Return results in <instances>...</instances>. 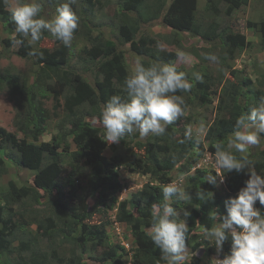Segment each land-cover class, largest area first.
<instances>
[{"label":"trees","instance_id":"trees-1","mask_svg":"<svg viewBox=\"0 0 264 264\" xmlns=\"http://www.w3.org/2000/svg\"><path fill=\"white\" fill-rule=\"evenodd\" d=\"M7 1L0 0V15L2 17L9 13ZM159 1L162 4L157 10L158 13L151 17L155 20L158 19L160 25L173 31L180 29L194 30L198 0ZM206 1L211 5L212 12H219V7L214 5L216 0ZM217 1L224 3L227 14H231L234 10L250 3V0ZM144 2L145 0H126L121 8L120 33L125 42L130 43L134 53L141 57L147 55L153 57L152 54H149L150 49L147 47V44L152 43V41L146 35L139 39L137 37L138 32H143L142 25L147 22L139 16V8ZM151 17L148 21H151ZM248 26L260 27L259 31L263 36L264 43V21L260 24L248 22ZM9 27L15 31L16 25L13 20L9 21ZM88 31L90 33L91 29H88ZM48 35L50 33L45 31L42 39ZM219 38L224 40V46L230 44L235 48L246 45L245 36L235 34L229 28L224 29L219 34ZM17 39H23V37L18 33L12 39H5L0 35V45L9 47ZM33 48L43 53V58L34 57L38 66L36 72L38 79H41V75L45 72H48L47 74L50 72L61 73L59 80L54 84L48 83L46 89L53 93L57 106L60 98H64L65 108L71 118L78 116L80 108L85 105L90 107V111L87 113L101 118L103 108L108 100L113 95H119L120 91H117L115 81L124 84L128 77L125 67V54L123 51H117L112 40L97 37L94 39L93 46L89 51V55L93 60L100 59L97 68L99 73L102 74L103 83L99 88L91 85L86 77L73 70L64 71L62 74V66L68 63L67 47L62 46L57 49L38 48L33 47L27 39H24V43L20 44L17 50V55L22 58L33 57L28 55ZM166 58L175 59L177 54L163 52L158 61L166 60ZM153 62L156 61L143 59L142 63L145 66H150ZM38 79L28 88L26 79L22 80L17 74H12L8 70L0 72V92L5 88H11L12 93L19 96L27 107L26 115L15 122L17 130L23 134V138L19 139L11 132H7L5 137H0V153L4 152V155L2 154L3 156L0 157V177L7 173L10 166L17 164L22 168L35 172L34 177L21 186L14 181H10L8 184L9 191L0 199V224L2 225L0 228V255L3 252L12 254L15 251L27 254L29 262L19 261V264H53V259H57L55 262L59 261L60 264H88L84 255L97 250L100 241L107 237L104 224L100 226L92 225L88 223V220L92 218L94 211L102 208L101 206L104 203L114 202L116 194L122 190L117 169L127 166L137 173L151 175L163 186L171 184L173 179L170 174L174 170L188 173L207 150L205 144L208 145V150L213 153H215L218 143L222 144L225 150H229L228 143L237 117L249 111L247 107L242 105L240 100L243 88L233 85L227 98H223V103L227 106L228 117L216 120L209 127L204 141L194 136L187 139L184 128L176 129L179 124L177 120L169 126L167 133L163 136L149 135L144 142L138 139L136 146L144 149L142 157L136 158V153L130 147L129 141L122 139L121 142L131 148L129 149L130 157L118 155L110 160L102 153L106 144L102 139L101 128L94 126L91 119L86 122L82 120L73 121L70 125V132L73 142L79 148V150L71 152L73 163L80 165L89 158L95 159V162L92 164L90 171L91 188L89 195L86 197L83 195L77 196L73 192L71 197H78L80 203L71 206L62 192L64 161L63 155L59 151L63 148L64 152H69V144L63 145L65 139L58 137V135H51L50 141H39L41 137L47 135L46 125L49 114L48 111L36 107V95L30 89L38 86ZM209 82H198L197 87L208 90ZM249 95H251V91L244 92V98H248ZM120 96L127 97L123 93ZM178 133L180 135L177 138ZM263 145L264 140L257 145L256 151L249 155L247 159L253 162L255 158L263 155ZM234 152L236 151L234 150ZM255 164L258 169L264 167L263 164L260 165L257 162ZM74 173L75 169H72L69 175L73 176ZM204 177V172L198 170L196 175L191 177L190 185L185 189L194 197L191 202L183 203L187 204L186 207L192 205V208L188 211L190 216L187 218L189 233L196 234V230L200 227L205 229L215 227L216 220L211 216V213L217 216L226 214L224 201L236 197L239 190L244 186L245 180L248 179L243 173L237 174L233 171L229 173L226 180L228 191L225 193L214 191L212 192L214 193L212 199L203 201L195 199V192L202 189L207 194L212 190L210 183L204 180ZM163 186L147 185L136 193L131 200L123 201L119 205V221L131 227L135 241L143 246L134 254L132 264H164V261L160 259V250L153 244L147 234V230L151 225L152 204L164 202ZM1 200L5 203H2ZM178 203L173 201V207L177 208ZM16 204L19 205L20 210L14 209ZM45 208H48L49 213L39 214L41 210L45 212ZM79 210H81V213H79ZM25 225H36L37 233H32L26 241L21 239L18 247L13 246L14 233L20 231ZM54 228L56 232L50 233V230ZM41 235L48 238L50 243H53L52 240L56 236H63V240L70 242L72 245L70 257L64 261L57 255L53 256L51 254L52 257L49 260L51 263H48L47 259L50 253L42 252L38 248ZM202 245L207 253L215 254V245L212 247L208 246L207 243H202ZM230 248L231 237L229 236V240L223 247L225 255L230 253ZM78 251L80 252L78 253ZM127 254L128 252L123 246L115 245L106 247L98 256L92 255L90 259L95 261L96 264H124V257ZM199 260L200 258L194 257L192 264H198Z\"/></svg>","mask_w":264,"mask_h":264},{"label":"rangeland","instance_id":"rangeland-1","mask_svg":"<svg viewBox=\"0 0 264 264\" xmlns=\"http://www.w3.org/2000/svg\"><path fill=\"white\" fill-rule=\"evenodd\" d=\"M21 2L22 0H8L7 9L9 13L4 17L0 15V35L5 39H12L17 36V33L9 27V21L12 20V11ZM23 2H31V0H23ZM38 2L41 3L43 7L42 16L46 19H51L56 15L57 7L68 2V0H38ZM125 2L126 0H77L75 4L71 5L73 11L76 12L79 17V26L74 33L71 47H67L68 63L62 66V74L64 71L73 70L86 77L94 87L99 88L102 86L103 77L97 68L100 59L93 60L89 55L94 39L97 37L112 40L117 51L124 52L125 67L128 76L134 69L135 62L138 59L141 60V62H143V59H146L155 60L156 62L153 63L175 64L177 70L184 72L188 81L193 84L190 92L177 93V95H182L184 97L188 108L186 115L178 120L179 126L177 125L176 129L184 128L187 131L191 128L193 133L192 136L202 141L205 140L209 127L212 126L216 120L228 117L227 106L223 103V98H227L233 85L243 88L240 94V100L242 105L249 110L251 107L256 106L258 100L264 96L263 36L259 31L260 27L248 26V22L260 24L264 21V0H250L247 6L234 10L231 14L226 13L225 5L220 1L216 0L214 3V5L219 7V12L215 13L212 12L211 5H209L206 0H198L195 19L196 26L193 28V31L181 29L173 31L160 25L158 23L159 20H155L152 17L158 13L157 10L162 3L159 0H145L139 8V16L147 22L142 25L143 32H138L137 37L139 39L143 35H146L148 39L152 41V43L147 44V47L150 49L149 54H152L153 57L149 55L141 57L134 53L130 43H126L124 37L121 35L120 15L122 13L121 8ZM149 17H151V21L149 20L150 22L148 21ZM226 28L231 29L235 34L244 35L246 38V45L235 48L230 46V44L224 46V40L219 38V34ZM88 29H91L90 33ZM157 43L164 45L162 50L157 48ZM19 46L20 44L17 45L15 43L9 47L0 45V72L8 70L12 74H17L20 79H26L28 81L27 87L29 88L30 85L38 79L36 76L38 66L36 64V58H22L17 55ZM32 46L44 49H57L64 45L50 34ZM181 51L187 54L186 61L178 60L177 58H166V60L158 61V58H161V53L163 52L178 54ZM202 53L216 54L220 59V63H211L204 59ZM47 73L48 72H45L41 75L42 78L38 79V86L30 88L36 95V107L48 111L49 114V120L46 125L48 130L47 135L41 137L39 141H50L51 135H58V137L65 139L63 145L69 144V152H64L63 148L59 150L63 155L64 161L61 183L62 192L64 193V198L71 206L73 204L78 205L80 199L78 197L72 198L71 194L74 192L77 196L83 195L84 197L89 195L91 188L90 171L95 159L89 158L80 165L73 163L71 152L77 151L79 148L73 142L70 125L75 120L86 122L91 119L94 126L101 128L103 141L105 130L102 126L100 117L87 113L90 111L88 105L82 106L79 115L75 118L68 116V110L65 108L66 105L63 97L60 98V102L57 106L53 93L47 91L46 85L48 83L54 84L58 81L61 73ZM197 74L203 77V81L209 82L210 80V86H207L209 87L208 90L197 87V83L200 82L196 79ZM115 87L117 91H120L119 95L122 93L127 95L125 84H120L115 81ZM245 91H251V95H249L248 98H244ZM24 96L26 97V95ZM231 103H229V105H231ZM26 113V103L22 101L19 96L12 93L11 88L8 87L1 91L0 137H5L7 132H11L19 139H22L23 134L17 130L15 122L22 119ZM201 126H203V132L200 131ZM179 135L178 133L177 138ZM138 139H140L141 142L145 141V138H140L139 132H134L123 138V140L129 141L130 147L136 153V158L144 155V149L136 146ZM104 142L106 147L102 153L108 160L118 155L127 158L130 157L129 149L131 148L129 146L124 145L122 142L112 145L107 144L106 141ZM205 145L207 150L188 173H181L174 170L170 174L173 179L171 184L174 183L185 190L186 187L190 185L191 177L195 176L198 170H201L205 174L204 180L206 181L207 176L210 174L217 177V185L210 184L212 190L209 192L219 191L225 193L228 191L226 180L229 177V173L224 170L218 171L214 167L215 153L210 152L207 148L208 145ZM262 147V150H264V145ZM256 148L257 145L249 146L246 153H236L234 152V148L230 149V151L240 159L247 158L249 155L253 154ZM2 154L4 155V152L0 153V157L3 156ZM255 162L264 165V154L255 158L252 162L255 171L258 174L264 175V167L258 169ZM15 166L20 168L18 164ZM72 169H75V173L73 176H70L69 174ZM117 173L118 179L122 184V190L116 194V200L114 202L110 201L104 203L103 206H101L103 210L98 209L94 211L92 218L88 220V223L92 225L100 226L104 224L107 233V237L100 241L97 250L93 253L88 252L84 255L88 264H96L95 261L90 259L92 255L96 257L101 251L105 250L106 247L115 245L123 246L128 252L124 257V264L133 263L134 254L143 246L135 241L131 227L119 221V205L123 201L131 200L136 193L144 189L147 185L163 186L151 175L137 173L127 166L117 169ZM220 176L224 177L223 183H220ZM33 177L34 175L28 170H16L13 166H10L7 173L0 177V199L9 191L8 184L10 181H14L21 186L29 182ZM52 199H54V197H52ZM1 202L5 203L3 200H1ZM169 203L173 205V201H169ZM183 203L184 202H179L177 209L190 211L192 205L186 207L187 204ZM257 207H261L262 215H264V206L257 204ZM14 209L20 210L21 208L16 204L14 205ZM44 210L45 212L41 210L39 214L43 215L47 212L49 213L48 208ZM79 213H81V210H79ZM211 216L216 220V226H218L220 216L214 213H211ZM181 218H184L183 214H181ZM1 226L0 224V228ZM55 232V228L50 230V233ZM32 233H37L36 225H25L20 231H16L14 233L15 239L13 240V246L18 247L20 245V240H28ZM52 242L53 243H50L49 239L43 235H41L38 242L40 251L50 253L47 259L48 263H51L49 261L52 257L51 254H53V256L57 255L60 259L66 261L72 254V245L70 242L64 241L63 236H56ZM202 243H207V245L211 247L215 245L214 240L205 238V228L200 227L196 230V234L193 232L189 233L188 260L186 264H192L194 257L200 258L198 264H217L216 259H223L225 255L224 251L218 253L216 250L215 254H209L206 252ZM79 252L80 251H78V253ZM55 260L57 259H53V264H60L59 261L55 262ZM19 261L28 263L29 259L27 254L15 251L12 254L3 252L0 255V264H19Z\"/></svg>","mask_w":264,"mask_h":264},{"label":"clouds","instance_id":"clouds-1","mask_svg":"<svg viewBox=\"0 0 264 264\" xmlns=\"http://www.w3.org/2000/svg\"><path fill=\"white\" fill-rule=\"evenodd\" d=\"M77 0L57 7L56 15L51 19L42 16L43 7L38 0L22 2L12 11L15 32L23 39L15 44H23L24 39L30 45L39 42L45 31L49 32L65 47H71L74 33L79 26V17L71 5ZM158 49L164 45L157 43ZM29 56L43 58V53L33 48ZM204 59L219 64L220 59L213 53H202ZM178 60H187V54L179 52ZM196 79L203 82L199 74ZM127 97L113 95L103 108L101 123L105 130L104 141L107 144H119L126 135L139 132L141 139L163 136L169 126L187 112V104L180 93L191 91L193 84L184 72L178 71L175 64L153 63L148 67L137 60L131 74L124 81ZM200 131L203 132V126ZM192 129L185 132L187 139L192 138ZM264 140V96L256 106L237 117L228 149L220 143L216 145L214 167L227 173L235 171L248 176L244 186L234 198L224 201L226 214L220 216L218 226L205 229V238L214 240L218 253L223 252L224 244L231 237L230 253L223 259H216L217 264H264V175L255 171L254 165L247 158L238 159L230 149L246 153L249 146L259 145ZM183 142V141H181ZM199 142V141H198ZM247 170V171H245ZM207 182L217 185V177L207 176ZM224 177L220 176V183ZM163 203L151 206V225L147 230L153 244L160 250V259L164 264H186L188 260L189 229L187 218L190 213L185 209L173 207L169 201L189 203L193 195L177 185L163 186ZM214 193L199 189L195 199L209 200ZM183 214L184 218H181Z\"/></svg>","mask_w":264,"mask_h":264},{"label":"crops","instance_id":"crops-1","mask_svg":"<svg viewBox=\"0 0 264 264\" xmlns=\"http://www.w3.org/2000/svg\"><path fill=\"white\" fill-rule=\"evenodd\" d=\"M13 167H14V169H25V168H22L21 166H20V168L19 167H16V166H14V165H12ZM9 169H10V167H9ZM25 170H27V169H25ZM28 171H30L31 172V174H33V175H35V172H33V171H31V170H28Z\"/></svg>","mask_w":264,"mask_h":264}]
</instances>
